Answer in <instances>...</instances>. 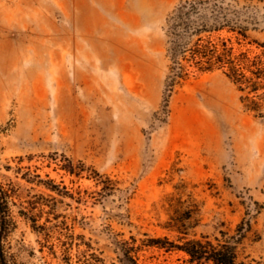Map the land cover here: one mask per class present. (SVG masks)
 I'll use <instances>...</instances> for the list:
<instances>
[{
	"label": "rangeland",
	"instance_id": "374dc122",
	"mask_svg": "<svg viewBox=\"0 0 264 264\" xmlns=\"http://www.w3.org/2000/svg\"><path fill=\"white\" fill-rule=\"evenodd\" d=\"M184 1L0 0L9 264H111L114 242L131 238L142 264H212L178 247L217 239L264 264V101L219 69L188 66L170 86V18ZM235 10L247 38L214 36L262 55L264 0Z\"/></svg>",
	"mask_w": 264,
	"mask_h": 264
},
{
	"label": "trees",
	"instance_id": "16d2710c",
	"mask_svg": "<svg viewBox=\"0 0 264 264\" xmlns=\"http://www.w3.org/2000/svg\"><path fill=\"white\" fill-rule=\"evenodd\" d=\"M240 1L185 0L179 4L172 13L169 25L171 40L168 53L173 63L171 87L188 76V66H194L198 71L219 69L224 71L240 92L264 101V52L260 56L250 57L249 52L236 51L232 38L214 36L224 30L236 33L239 36L237 37L238 45H241V41L247 38L245 34L247 29L241 27L239 21L233 20V16H230L239 13L235 7L240 5ZM261 47L264 48L263 45ZM260 107L261 104L256 100H252L251 105L247 106L249 110L257 113ZM9 198V192L0 183V264H9L7 252L2 245V233L13 226ZM244 225L250 226L248 222L243 221L239 231L245 230ZM221 235L226 236L223 232ZM217 241V245H213L210 241L205 243L187 241L178 249L183 251L192 263L244 264L238 262L233 243L228 239H217ZM142 250V246L136 245V240L133 238L115 241L116 260L111 264H142L140 259ZM92 259L93 263L84 264H105L98 257ZM82 262L79 260V264H83Z\"/></svg>",
	"mask_w": 264,
	"mask_h": 264
}]
</instances>
